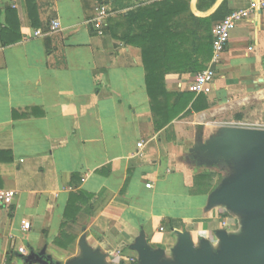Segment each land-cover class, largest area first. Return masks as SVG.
Segmentation results:
<instances>
[{
	"label": "crops",
	"instance_id": "obj_1",
	"mask_svg": "<svg viewBox=\"0 0 264 264\" xmlns=\"http://www.w3.org/2000/svg\"><path fill=\"white\" fill-rule=\"evenodd\" d=\"M101 1L0 0V190L17 193L12 205H0V264H41L29 261L32 255L66 264L81 257L82 240L109 264H138L133 246L141 235L169 259L178 243L174 231L189 232L195 245L206 239L216 246L224 216H232L223 207L209 209L216 189L209 180L210 194L192 193L194 176L203 175L193 167L199 158L193 150L201 134L206 142L212 133L198 124L188 153L181 133L188 121L222 113L226 104L243 109L264 101V8L232 33L212 96L194 97L201 111L189 106L159 129L142 47L118 39L127 15L137 14L136 26L180 34L175 58L160 53L156 70L151 65L176 96L190 93L197 63L208 67L215 26L253 0ZM100 5L110 14L102 35L92 24ZM55 20L61 29L53 33ZM251 115L260 125L259 111Z\"/></svg>",
	"mask_w": 264,
	"mask_h": 264
},
{
	"label": "water",
	"instance_id": "obj_2",
	"mask_svg": "<svg viewBox=\"0 0 264 264\" xmlns=\"http://www.w3.org/2000/svg\"><path fill=\"white\" fill-rule=\"evenodd\" d=\"M202 137L193 150L199 160L232 171L210 194L209 209L223 207L238 216L240 232H216L214 246L206 239L195 245L189 232L176 230L178 243L169 259L164 249H153L141 235L133 246L139 254L138 264H264V130L225 127L206 142ZM81 250L80 258L66 264H109L106 254L94 251L84 240ZM29 261L53 264L43 255H32Z\"/></svg>",
	"mask_w": 264,
	"mask_h": 264
},
{
	"label": "trees",
	"instance_id": "obj_3",
	"mask_svg": "<svg viewBox=\"0 0 264 264\" xmlns=\"http://www.w3.org/2000/svg\"><path fill=\"white\" fill-rule=\"evenodd\" d=\"M28 1L29 3L32 2V0ZM98 3L102 4V1L99 0ZM30 9L32 8L30 7ZM116 9V4L113 2L111 4V11H115ZM126 19L127 26H125L124 34L120 38L118 37V39L127 46L139 45L142 47L144 64L147 70L146 81L148 93L152 100V110L155 120H157L159 129L169 125L172 121L184 113L189 106H192V111H201L199 105L196 104L197 101L194 102L195 95L193 93L176 96L167 94L165 90V79L161 76H156L157 74H154L151 70V65H154L153 68L156 70L157 63L155 60L158 59L160 53H162L163 56L164 54H168L167 57L170 55L173 57L176 55L177 51L181 50V47H178L176 44V39L179 38L180 34H173V31L169 28L165 30V27L167 26H145L144 24V26H136L138 25L139 19L135 12L129 13ZM37 25L36 22H34V26ZM11 26L13 25L11 24ZM183 39L187 41L188 37L184 36ZM16 41H21V38L12 40L9 43ZM184 51L185 53L182 57L189 60L190 54L188 50L184 49ZM200 52L201 51L197 49L196 53ZM172 57L169 58L172 59ZM211 57L212 56H210V59ZM195 68L199 73L205 70L206 67L204 64L197 63ZM174 98L175 100L173 101ZM171 101H173V103H171ZM205 179H208V177L202 176L197 179L199 184L198 188L192 192L193 195H208L211 193V189L210 187H207Z\"/></svg>",
	"mask_w": 264,
	"mask_h": 264
},
{
	"label": "built area",
	"instance_id": "obj_4",
	"mask_svg": "<svg viewBox=\"0 0 264 264\" xmlns=\"http://www.w3.org/2000/svg\"><path fill=\"white\" fill-rule=\"evenodd\" d=\"M264 8V3H257L256 1H252L250 6L246 9H241L238 11H234L226 18L217 24L213 30V53L212 58L209 62L208 67L202 72L198 73L194 80L190 83L189 91L193 93L195 96H209L212 94L213 86L215 84L217 78V67L221 64L222 55L226 52L232 33L236 30V28L248 20L254 13L258 10ZM109 12L104 5H100L96 8L95 16L92 20V24L95 30L98 31L99 34L102 35L103 27L105 26L107 19L109 18ZM61 29V24L59 21L55 20L52 22L51 31L53 33L59 32ZM36 36H41L40 33H36ZM143 143L138 144V148H143ZM17 193L13 190H0V205L10 206L12 205L14 198ZM239 222L236 220H230L226 218L223 221V230H227L231 233H235L231 231L232 229H236L238 227ZM31 224L30 222L24 223L22 227L23 232H27L30 230ZM19 252L23 255H26L25 248H20ZM118 254H115L117 256ZM1 264H16L13 261L5 260Z\"/></svg>",
	"mask_w": 264,
	"mask_h": 264
},
{
	"label": "rangeland",
	"instance_id": "obj_5",
	"mask_svg": "<svg viewBox=\"0 0 264 264\" xmlns=\"http://www.w3.org/2000/svg\"><path fill=\"white\" fill-rule=\"evenodd\" d=\"M232 101L233 99H231L230 102L228 103L232 104L233 103ZM237 104L231 106L230 105L227 106L226 104L223 110L224 112L222 113L209 114L207 118H205L204 115H202V116H198L196 120L194 119L188 121V122H192L193 124L191 123L186 124V126L184 127V133H181V135L183 136L181 138L182 142L180 145L184 147L185 153H188V151L194 147L195 138L199 132L197 125L201 124L202 122L205 124V129H207V132L212 133L210 134L211 136L217 135L222 128L232 127L233 125L238 126L237 123L243 119L251 120L249 122L250 125L238 126V127L264 130V122L262 123L261 121V119L264 117V101L260 103H253L247 107H244L243 109H237L238 107ZM251 111L252 112L259 111V116H258L259 119L258 118L257 119L261 122L259 123L260 125H256V121H254L255 118L252 117ZM202 141H204V139ZM191 161L193 162L194 164L193 167L196 168V170H200V168L203 170L202 173L203 175L197 177L194 176L193 180H196L198 182L197 180L198 178L202 176L208 177V179L205 180H209L210 184L214 186V188H218L219 186H221L223 181L232 174V171L228 166H226V168L219 167L218 165L205 166V164L202 161H200L199 158L198 159L194 158ZM227 216H229V214H227L224 217L227 218ZM229 219L234 221L236 220L237 222H239L238 216H231V217L229 216ZM231 231L235 233H239L240 224H238V227L235 230L232 229ZM214 239L215 238H213V240Z\"/></svg>",
	"mask_w": 264,
	"mask_h": 264
}]
</instances>
